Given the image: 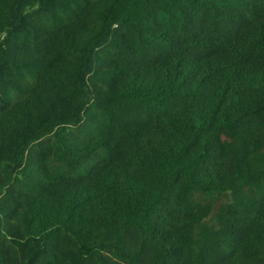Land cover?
Instances as JSON below:
<instances>
[{
  "label": "trees",
  "instance_id": "16d2710c",
  "mask_svg": "<svg viewBox=\"0 0 264 264\" xmlns=\"http://www.w3.org/2000/svg\"><path fill=\"white\" fill-rule=\"evenodd\" d=\"M0 264H264V0H0Z\"/></svg>",
  "mask_w": 264,
  "mask_h": 264
}]
</instances>
